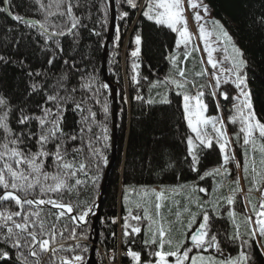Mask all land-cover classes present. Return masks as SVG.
Instances as JSON below:
<instances>
[{"label": "snow or ice", "instance_id": "1", "mask_svg": "<svg viewBox=\"0 0 264 264\" xmlns=\"http://www.w3.org/2000/svg\"><path fill=\"white\" fill-rule=\"evenodd\" d=\"M6 2L12 4V0ZM124 2L132 9L141 7L137 0ZM34 3L38 5L37 11L44 14V22L21 15L12 16L11 19L32 28L39 26L38 35L44 39L41 51L45 55L44 63L49 68L27 71V97L18 103H14L17 97L0 92V264H85L91 232L89 221L95 215L98 198L93 197L90 202L80 201L79 195L80 189L85 187L90 186L95 190L102 169L109 166L105 153L110 139L107 128L110 108L108 100L103 97L114 90L109 83L99 80L95 68L91 71L81 69L74 58L63 59L64 48L59 38L69 35L76 37L80 29L87 27L85 20L91 17L93 0H48L47 4L43 0H34ZM117 4H120V0H117ZM187 4L198 24V36L203 41L207 63L212 69L221 63L213 59V53L218 49L210 43V38L215 35L217 42L223 45L225 61L230 66L220 68L222 75L212 72L214 87L211 83H196L197 78L208 75L207 69L194 71L192 79H189L186 62L199 51V46L190 48L193 34L188 27L184 0H146L142 15L176 33L175 48L179 50L184 46V52L182 58L179 51L168 57L172 68L164 79L148 81V77H140L136 71L140 65L135 62L131 65L134 74L130 79L137 86L141 79L147 81L149 91L162 85H174L179 90L177 94L182 95L187 127L194 134L186 137L187 154L191 157L190 170L197 173L200 181L206 178L215 180L217 177L220 180L211 193L209 188L195 184L161 185L159 189L141 185L143 195L134 208L142 211L143 215L134 214L133 207L127 206L132 203L128 192H135L136 188L124 184L122 200L126 215L122 217V236L129 238L133 234H140L142 228L138 225L147 221L142 245L149 250L148 255L153 259H145L140 251L131 247L123 255L130 257L135 264H251L247 249L257 237L264 238V121L257 116L252 102L243 52L219 21H211V30L205 27L202 22L204 17L198 9L207 15V5L198 0H187ZM99 10L104 13L103 26L108 22V0H102ZM8 11V8H0V13ZM77 12H81V15H77ZM128 16L127 11L119 13L120 19ZM255 22L264 26V14ZM69 24L70 27H67ZM92 31L99 35L95 29ZM23 38V35L13 38V53L0 52V64H25L24 59L13 58L24 55L19 48ZM113 39L118 48L121 39L119 25H116ZM49 42L54 46L50 47ZM134 43L135 48L130 55L139 58L142 45L139 33L135 35ZM4 52H7L6 48ZM57 59L63 60L69 71L49 76L50 68L55 66ZM222 84L233 85L236 96L230 97L228 91H221ZM205 88L209 89L208 95L214 99L219 94L225 101H233V112L228 120L231 124L238 123L240 127L232 137L228 135L227 124L222 117L206 115L208 104L204 101ZM191 89L196 90L195 95L190 94ZM157 95L160 96L159 103H170L167 94L158 92ZM122 99L124 103L129 102L126 94L122 95ZM133 99L145 101L139 91ZM146 103L152 105L157 101L149 97ZM95 105H100L104 120L97 119ZM216 108L219 112V101ZM69 110L79 114L80 119L76 122L77 129L65 131ZM94 128L98 131L94 132ZM233 138L241 149L242 161L232 147ZM215 146H218L222 162L201 174L197 168L201 153L203 149H213ZM173 167L172 157L161 150L158 155L126 159L122 176L128 179L129 168L133 171L139 169L141 174L145 170L150 174H163ZM234 169H242L244 179L249 182L247 191L240 187V177L237 176L231 181L235 187H230L227 196L212 198L217 187H223V180L230 177ZM184 190H188L185 197L187 203L182 212L174 213L176 221H170L164 210L171 214L172 209L165 202ZM66 193L74 195L76 199L65 200ZM253 193H259L255 201ZM150 194L155 197L154 202L149 199ZM199 194H204L208 199H203ZM237 196L243 205V211L239 213L234 207L238 202ZM152 207L154 211L150 210ZM193 207L196 211L192 210ZM221 208L231 221V231L227 227L221 231L215 230L218 221L225 218ZM183 216H186V222ZM130 221L137 223L134 225ZM111 222L115 224L117 218H111ZM174 224L177 225L175 229ZM174 231L178 233V238ZM112 235L115 237V233ZM123 242L127 243V239ZM226 242L237 246L235 256L223 253L221 245L227 246ZM212 248L223 258L205 254ZM108 258L110 264L115 261L114 250L108 254Z\"/></svg>", "mask_w": 264, "mask_h": 264}, {"label": "trees", "instance_id": "2", "mask_svg": "<svg viewBox=\"0 0 264 264\" xmlns=\"http://www.w3.org/2000/svg\"><path fill=\"white\" fill-rule=\"evenodd\" d=\"M141 0H137L138 5ZM212 9L215 18L220 19L230 31L233 42L236 43L243 52V58L247 61V67L245 72L248 78V86L252 93L253 105L258 117L264 121V26L255 22L258 18L264 14V0H205ZM45 4L48 0H43ZM102 0H93L91 8V17L85 20L87 24L86 28L79 30V34L76 37L65 36L60 37L61 44L64 48L63 59L75 60L77 66L81 69L87 68L91 71L92 68L96 69V75L101 82H106L104 78V72L102 68L103 52L107 33L111 20V10L108 1V15L107 23L102 26V18L104 13L100 11V4ZM117 13H121L127 10L131 17H134L139 7L136 9L130 8L124 0H120V4H117ZM0 8H5L4 0H0ZM10 11L14 15H21L29 19L44 22V14L37 11L38 5L34 3V0H12V4L9 5ZM87 12V10H84ZM77 15H81V12H77ZM54 19V18H50ZM99 21V22H98ZM70 27V24L67 25ZM7 29L13 31L8 32ZM92 29H95L96 35ZM39 26L32 28L23 24L22 22H16L11 19L7 13H0V52L4 54L13 53L15 46L13 45V38H18L23 35V39L19 43V48L23 52L22 57H13L14 59H24L25 64L21 66L16 64H0V92L17 97L14 103H18L20 99L27 97L25 91L26 84L28 83L27 71L29 70H41L48 69L49 66L44 63L45 55L41 51L44 44V39L39 37ZM140 34L142 36L141 55L139 58H130L128 63V88L124 83V77H117L111 72V56H109L108 71L111 80L119 87V126L117 135V151L115 164L110 171L109 177L106 182V187L100 207V227H99V243L103 245L107 250L116 249L121 238L124 248L131 247L135 251H140L145 259H153L148 255V249L144 248L142 241L145 238V232L148 222L143 221L138 226L142 228L140 234H133L129 238L122 236V226L119 227V221L115 224L111 222V218H116L119 214H126V206L123 203L122 197L124 195L123 185L129 184L136 188L135 192L129 191L138 195L141 191L140 186L144 185L148 188L156 186H175V185H204L212 192L213 186L217 185L220 180L217 177L215 180L212 178H206L205 181H200L197 173L190 170L191 157L187 154L186 137L188 135H194L187 127V120L183 113V101L182 95H178V89L174 85L159 86L149 91L148 82L141 79L140 85H134L131 82V75L133 70L131 68L132 63H138L140 67L136 70L140 77H148V81H156L157 79H164L165 76L170 74L172 68L171 61L168 59L170 55L176 53L175 39L176 33L171 32L166 26L156 25L154 21L147 20L146 17L140 12L136 24L133 28V34ZM49 46H54L52 42H49ZM7 52H4V49ZM181 54V58L184 50H178ZM188 70V77L192 79L194 71H202L204 68L201 64V57L199 52L193 53V56L186 62ZM117 65V70H118ZM69 68L63 63V60L57 59L54 67L50 68L49 76L59 75L61 72H68ZM174 75V71L172 72ZM119 79V83L117 80ZM203 78H197L196 83L202 84ZM206 81V80H205ZM75 83V80L72 81ZM144 95L145 101H136L133 97L137 94ZM167 94L170 103H159L160 96L157 93ZM128 96V103H124L122 95ZM152 98L157 101L152 105H148L146 100ZM103 98H106L109 103L110 114L107 117V128L109 139V147L106 151V155L110 161L113 148V99L111 92L106 93ZM38 99V98H37ZM206 102L208 104V112L216 113L215 99L206 93ZM225 108L229 107V104L223 103ZM94 110L97 111V119L104 120V114L100 111V105H95ZM80 119L79 114L69 110L66 114V124L68 127L65 131H71L77 129V121ZM230 128L234 129V124L230 123ZM94 132L98 129H93ZM236 131H233V133ZM163 150L169 154L173 161L174 167L163 174L149 173L144 171L141 174L139 169L133 171L129 168L128 179H124L122 171L124 168L125 160H131L134 156L141 157L145 155H158ZM238 159L241 161L242 153L240 147L236 148ZM222 162L221 155L219 153L218 146L213 149H203L200 156V164L197 165L200 173L203 174L204 170L217 166ZM230 167H233L230 165ZM106 167L102 169L101 179L98 186L93 190L90 186L80 189L79 200L91 201L93 197L99 198L102 183L106 174ZM95 174V173H93ZM237 170H233V174L230 176L233 180L237 177ZM235 187V185H232ZM230 190V189H229ZM172 196L171 193H168ZM228 192L226 187L221 190L218 189L213 194L212 198L219 196H227ZM188 195V190L178 191V194L172 196L171 200L166 203L171 206L172 213L169 214L167 209L164 210L168 220L176 221L174 213L181 211L183 206L187 203L185 197ZM203 199H208L204 194H199ZM254 195V194H253ZM257 197L256 195H254ZM253 197V198H255ZM65 200L76 199L74 195L65 194ZM98 200V199H97ZM96 200V202H97ZM141 200V199H140ZM178 202L177 203H174ZM237 204L234 206L236 211L242 212L243 205L239 202L240 197L237 196ZM131 207V206H128ZM227 207V205H225ZM196 211L195 207L192 209ZM220 211L224 213V209ZM134 214L143 215L142 211H138L133 207ZM224 220H219L217 228L215 230L221 231L225 227L231 231V221L228 220L226 213H224ZM182 219L186 222V216ZM241 219V217H238ZM67 222V221H66ZM123 225V219H121ZM130 223L136 225L137 222L130 221ZM91 232L90 244L92 237V224L89 223ZM177 225L174 224V229ZM243 230V229H242ZM112 233H115L113 237ZM174 235L178 238V233L174 231ZM127 239V243L123 241ZM135 241V243H133ZM227 243V242H226ZM224 254H236L238 248L234 244L227 243L221 245ZM250 253L251 264H264V251L259 245L257 239L251 242L250 247L247 249ZM90 248L85 254V260L89 255ZM212 249H208L207 252H211ZM216 254L217 251H214ZM130 264H135L130 257L124 259Z\"/></svg>", "mask_w": 264, "mask_h": 264}, {"label": "rangeland", "instance_id": "3", "mask_svg": "<svg viewBox=\"0 0 264 264\" xmlns=\"http://www.w3.org/2000/svg\"><path fill=\"white\" fill-rule=\"evenodd\" d=\"M141 2H142V0L139 3H141ZM198 2H202L204 5H207L208 6V14L207 15H205V13L203 12L202 9H198L201 12V16L204 17V21H202V22L205 23V27L207 29L211 30L213 28V25H212L211 21L212 20H217V21L220 22L221 25H223L224 29L227 30L228 33L231 35V33L228 30V28L226 27V25L220 19L215 18V16L213 15L212 9L209 6V4L205 0H198ZM184 3H185V8L187 9L186 15H187L188 27L190 29V32L193 34V40H192V44L190 45V48L192 46H194V45H198L199 46V51L198 52L200 54L201 59L203 60V66L208 71V75L205 76V80L206 81L203 80L202 81V84L207 85V84L211 83L213 85V87H214V80H213L212 75H211L212 72L215 71V72H217V74H221L220 73V68L221 67L227 68V67L230 66L229 63L227 61H225V55L226 54L223 51V45L222 44H219L217 42V38L215 37V35H213L210 38V43H212V45L214 47H217V49H218L216 52L213 53V59L221 62L220 64H218V66H217L216 69H212L211 65H209L207 63V53L204 51L203 41H201L199 39V36H198V24L193 19V12H192L191 9L188 8L187 0H184ZM141 4H142L143 7H146V0H143V3H141ZM236 46L239 47L237 44H236ZM180 49L184 50V46H181ZM177 51L178 50H176V52ZM230 51L231 50H230V47H229V53H230ZM109 65L110 64L108 62V67H109ZM248 88H249V86H248ZM195 91H196L195 89H191L190 90V94L195 95ZM204 91H205V93H208L209 92V89L208 88H205ZM221 91H228L230 97H234L237 94L236 89L231 84H228V85L222 84ZM204 101H205V103H207L205 97H204ZM217 101H219L220 106H221L220 111L219 112L216 111V113H209L207 111L206 115H208V116H220V117H222L224 119L225 123L227 124V132H228V135L230 137H232L233 136V131H238L239 130V127H240V125L237 123V124H234L235 130L230 128V122H229L228 118L232 115V112H233V108H232L233 101L231 99H229L228 101H225L222 97L219 96V94L215 97V102H217ZM252 102H253V100H252ZM223 103H227V105L229 104V107L228 108H225L224 105H223ZM232 147L235 148V149L237 148V144L235 143V139L234 138H233ZM236 155H237V158H238L237 151H236ZM237 175L240 177V187L243 188V189H245V191H247V188L249 186V182L244 179L242 169L237 170ZM232 180H233L232 177H228V178L224 179V187H226V190H227L228 194H229L230 187H233L232 184H231V181ZM200 186L206 187L204 185H200ZM221 188L222 187H218L219 190H221ZM253 194L256 195V196L259 195V193H253ZM128 195H129L130 201L132 203L129 204V205H127V206L134 207V204L136 202H139L140 201L143 193H142V191H140V192H138V195H136L134 193L128 192ZM166 195H169V194L166 193ZM254 195H253V197H255ZM255 198H253L254 201H255ZM149 199L152 202H154L155 197L150 194ZM150 210L151 211H154V207H152ZM257 241H258L259 245L261 246L262 250L264 251V238L257 237ZM205 254L206 255L207 254H212V255H216L218 258H223L222 255L216 254L215 252H206ZM236 254H233V256H235Z\"/></svg>", "mask_w": 264, "mask_h": 264}, {"label": "water", "instance_id": "4", "mask_svg": "<svg viewBox=\"0 0 264 264\" xmlns=\"http://www.w3.org/2000/svg\"><path fill=\"white\" fill-rule=\"evenodd\" d=\"M109 5H110V10H111V20H110V25L107 33V38L105 41V46H104V52H103V61H102V68L104 72V78L107 83L110 84L111 88L114 90L111 92L112 94V99H113V107H114V112H113V130H112V137H113V148H112V156L110 159L109 166L106 168V174L102 183V187L100 190L99 198L97 200L98 207L95 210V215H93L89 221V223L92 224V237L91 241L89 244V255L85 260V264H101L97 257H96V249L97 245L99 244V227H100V207L106 187V182L109 177L110 171L112 170L115 160H116V151H117V135H118V124H119V87L117 84H115L110 77L109 71H108V62H109V56H110V51L111 47L114 42V36H115V31H116V25H117V6H116V0H108ZM5 3V8H8L9 11L7 14L12 17L15 16L9 8V4L4 0ZM34 20V19H33ZM37 21V20H34ZM215 250V248H212Z\"/></svg>", "mask_w": 264, "mask_h": 264}, {"label": "built area", "instance_id": "5", "mask_svg": "<svg viewBox=\"0 0 264 264\" xmlns=\"http://www.w3.org/2000/svg\"><path fill=\"white\" fill-rule=\"evenodd\" d=\"M143 3V0L142 2ZM140 3V9L139 12L134 17H131L130 13L129 16L121 19L120 21V41H119V47L117 48L114 45V49L112 51V56H111V72L115 74L117 77H124V83L127 86L126 90L127 92L129 91L128 88V58L131 56L130 53L131 51L135 48V43H134V34H133V28L134 25L136 24L137 18L141 12V9L143 8L142 4ZM127 11V10H125ZM128 12V11H127ZM117 65L118 70H117ZM126 214H119L116 216L117 220L119 221V227L121 228L122 222L121 219L122 217ZM115 251L116 253V259L112 264H130L128 261H125L124 259L128 258L123 255L128 248H124L121 238L119 239V244L116 249H110L107 250L103 245L100 243L97 245L96 249V257L98 261L101 264H110L108 254L111 253V251Z\"/></svg>", "mask_w": 264, "mask_h": 264}, {"label": "crops", "instance_id": "6", "mask_svg": "<svg viewBox=\"0 0 264 264\" xmlns=\"http://www.w3.org/2000/svg\"><path fill=\"white\" fill-rule=\"evenodd\" d=\"M211 252H214V251H211Z\"/></svg>", "mask_w": 264, "mask_h": 264}, {"label": "clouds", "instance_id": "7", "mask_svg": "<svg viewBox=\"0 0 264 264\" xmlns=\"http://www.w3.org/2000/svg\"><path fill=\"white\" fill-rule=\"evenodd\" d=\"M118 21V20H117ZM135 35V34H134Z\"/></svg>", "mask_w": 264, "mask_h": 264}]
</instances>
